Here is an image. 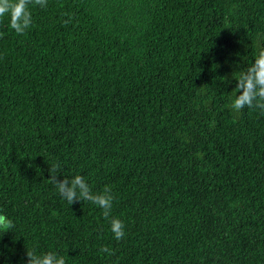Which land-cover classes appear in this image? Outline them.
I'll return each mask as SVG.
<instances>
[{
  "label": "trees",
  "instance_id": "1",
  "mask_svg": "<svg viewBox=\"0 0 264 264\" xmlns=\"http://www.w3.org/2000/svg\"><path fill=\"white\" fill-rule=\"evenodd\" d=\"M0 20V264H264V113L234 110L264 0H48ZM65 23V21H69ZM240 93H236L238 96ZM114 196L69 205L48 181ZM110 247L115 255L100 251Z\"/></svg>",
  "mask_w": 264,
  "mask_h": 264
},
{
  "label": "clouds",
  "instance_id": "2",
  "mask_svg": "<svg viewBox=\"0 0 264 264\" xmlns=\"http://www.w3.org/2000/svg\"><path fill=\"white\" fill-rule=\"evenodd\" d=\"M30 6L47 8L48 0H0V20L5 17L9 20V27L18 35H23L33 24ZM65 21V23H69ZM235 96L231 107L236 111L245 108L259 109L264 113V50L260 51L254 62L246 69L239 71ZM236 93H240L238 96ZM61 165L55 163L49 168V182L53 183L58 193L69 205L77 201H90L102 209L103 217L109 220L110 230L115 240L120 241L125 236V224L119 218L112 217L114 196L111 188L105 186L101 193H93L91 187L82 175H74L69 179L58 180ZM15 227L13 221L0 213V230L10 232ZM102 253L109 256L115 255L110 247H101ZM27 264H66L64 256L56 252L37 254L35 250L26 251Z\"/></svg>",
  "mask_w": 264,
  "mask_h": 264
}]
</instances>
